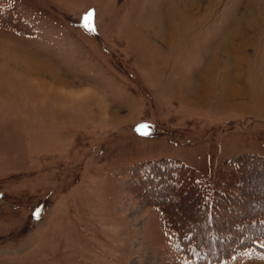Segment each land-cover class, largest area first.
Listing matches in <instances>:
<instances>
[{
  "label": "rangeland",
  "instance_id": "obj_1",
  "mask_svg": "<svg viewBox=\"0 0 264 264\" xmlns=\"http://www.w3.org/2000/svg\"><path fill=\"white\" fill-rule=\"evenodd\" d=\"M192 1L0 0L34 29L0 24V264H264V240L184 246L136 192L151 163L213 194L227 161L264 158V0ZM244 182L263 208L264 177Z\"/></svg>",
  "mask_w": 264,
  "mask_h": 264
},
{
  "label": "trees",
  "instance_id": "obj_2",
  "mask_svg": "<svg viewBox=\"0 0 264 264\" xmlns=\"http://www.w3.org/2000/svg\"><path fill=\"white\" fill-rule=\"evenodd\" d=\"M2 17L5 22L1 25L25 34L34 33V29L25 25V19L17 9L8 7ZM11 18H19L20 24H15ZM250 172L264 177L263 157L243 155L227 161L214 193L210 194L199 171L179 161L168 160L151 163L142 171H136L139 187L136 192L150 205L157 206L168 228L183 241V245L193 246L206 258L225 259L235 252L257 247L259 240H264V207L249 208V204L261 199L257 198L259 192L253 188L251 192L245 189L244 180ZM185 193L195 195L196 199L190 226L182 224L184 215L182 220L178 219L182 213L170 209V205L182 201ZM237 211L243 215L233 219L232 215Z\"/></svg>",
  "mask_w": 264,
  "mask_h": 264
},
{
  "label": "bare ground",
  "instance_id": "obj_3",
  "mask_svg": "<svg viewBox=\"0 0 264 264\" xmlns=\"http://www.w3.org/2000/svg\"><path fill=\"white\" fill-rule=\"evenodd\" d=\"M189 1H190V5L193 4V1H192V0H189ZM167 28H168V27H167ZM161 33H162V32H161ZM162 41H163V40H162ZM165 41H167V40H165ZM206 83H207V82H206ZM236 86H237V85H236ZM199 87H200V86H199ZM202 88H203L204 91H206V94L210 92V89L207 90V88H208L207 84L203 85ZM241 90H242L241 87H235V86L233 87V86H232L231 89H230V93L233 92V95H234V94H235V95H236V94H240V91H241ZM199 92H200V91H199ZM202 92H203V91H202ZM224 92H225V91H224ZM224 92H223V93H224ZM203 93H204V92H203ZM206 96H207V95H206Z\"/></svg>",
  "mask_w": 264,
  "mask_h": 264
}]
</instances>
